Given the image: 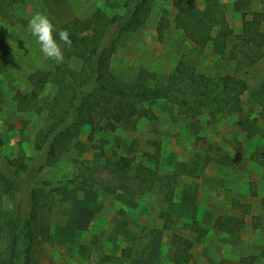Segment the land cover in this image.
I'll list each match as a JSON object with an SVG mask.
<instances>
[{"label":"rangeland","instance_id":"374dc122","mask_svg":"<svg viewBox=\"0 0 264 264\" xmlns=\"http://www.w3.org/2000/svg\"><path fill=\"white\" fill-rule=\"evenodd\" d=\"M192 1L204 8L214 0ZM219 1L227 5L229 21L237 35L242 32L244 12L264 11L261 0ZM123 3L124 0H13L16 17L6 21L0 16V44L6 42L13 48L9 69L0 74V149L4 154L11 158L34 157L35 136L49 124L47 108L54 94L52 84L27 112L18 111L12 102L17 91L32 89L30 74L52 68L53 64L41 53L31 34L30 19L43 13L61 24L75 16H88L98 8L110 14L121 13ZM175 15L173 0H156L147 24L123 41L114 54L113 72L125 80L155 83L166 79L184 59L210 76L241 77L249 84L243 104L245 114L256 120L254 137L248 138L242 131L238 114L215 119L205 114L192 119L179 114L167 100L146 104L157 114L155 123L143 118L128 128L98 132L92 141L89 121L70 152L35 178L38 183H52L48 188L54 211V240L39 251V264H98L90 257L96 236L98 251L111 254L110 264H121L122 250L131 245L137 250L147 248L148 252L129 264H177L170 259L173 233L193 241L191 264H264V56L257 62L243 55L229 60L215 55L211 46L201 50L176 28ZM162 17L170 20L163 40L157 31ZM153 140L162 143L159 162L151 156L156 151ZM102 153L106 157L128 155L136 164L164 173L197 153L202 165L197 178L184 176L179 180L172 201H166L159 192L131 197L124 193L109 195L78 183L65 184L82 166L103 162ZM235 200L251 208L248 224L240 233L217 231L214 224L219 215L239 214L232 206ZM163 211L170 212L176 221L170 228L165 226ZM259 217L263 225L254 228Z\"/></svg>","mask_w":264,"mask_h":264},{"label":"trees","instance_id":"16d2710c","mask_svg":"<svg viewBox=\"0 0 264 264\" xmlns=\"http://www.w3.org/2000/svg\"><path fill=\"white\" fill-rule=\"evenodd\" d=\"M155 3L156 0H124L121 13L110 14L98 8L88 16H75L61 24L51 18L58 30L70 33L72 44L68 47L60 42L63 62L51 60L52 68L34 71L29 76L32 89L17 91L12 97L16 109L27 112L47 85L54 87L47 108L48 128L40 129L35 136V156L11 158L0 149V264H39V251L53 242L54 211L48 188L52 183H38L35 178L70 152L89 121H92L89 133L92 141L98 132L128 128L143 118L155 123L157 114L146 104L167 100L177 107L179 114L192 119L205 114L212 119L238 114L242 131L248 138L254 137L256 120L245 114L243 104L249 84L241 77L210 76L184 59L166 79L155 83L129 81L115 75L111 66L114 54L123 41L147 24ZM173 6L176 28L197 48L211 46L215 55L229 60L239 55L252 62L263 58L264 11L244 12L242 32L237 35L230 24L227 5L219 0L209 1L204 8L192 0H173ZM0 16L6 21L16 17L13 0H0ZM169 29L170 20L162 17L157 27L159 39L163 40ZM54 35L59 42L58 34ZM12 52L10 44H0V74L8 71ZM2 103L0 100V112ZM153 145L156 151L151 156L159 162L162 143L153 140ZM102 155L103 162L82 166L65 184L78 183L109 195L124 193L131 197L159 192L166 201H172L179 180L184 176L197 178L202 165V157L197 153L188 161H178L172 171L164 173L143 163L136 164L134 157L128 155ZM232 206L239 214L219 215L214 224L217 231L240 233L248 224L251 208L237 200ZM161 215L166 228L175 224L170 212L163 211ZM262 225L261 217L253 223L254 228ZM98 238L93 241L90 257L98 264H110L111 254L98 251ZM171 241L170 259L177 264H191L193 241L177 233L172 234ZM135 248L131 245L122 250L121 264L146 256L147 248Z\"/></svg>","mask_w":264,"mask_h":264},{"label":"clouds","instance_id":"9594fccd","mask_svg":"<svg viewBox=\"0 0 264 264\" xmlns=\"http://www.w3.org/2000/svg\"><path fill=\"white\" fill-rule=\"evenodd\" d=\"M29 30L40 45V51L45 58L57 63L63 62L64 52L60 42L68 47L72 44L67 30H58L53 20L43 13H38L30 19ZM54 34H58L59 42Z\"/></svg>","mask_w":264,"mask_h":264},{"label":"crops","instance_id":"0c3cea01","mask_svg":"<svg viewBox=\"0 0 264 264\" xmlns=\"http://www.w3.org/2000/svg\"><path fill=\"white\" fill-rule=\"evenodd\" d=\"M262 3V2H261ZM264 5V3H262ZM240 56V55H239Z\"/></svg>","mask_w":264,"mask_h":264}]
</instances>
